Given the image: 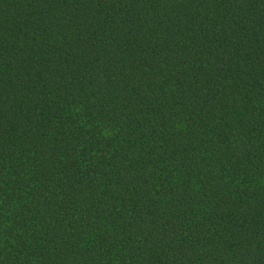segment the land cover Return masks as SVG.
<instances>
[{
  "label": "trees",
  "instance_id": "16d2710c",
  "mask_svg": "<svg viewBox=\"0 0 264 264\" xmlns=\"http://www.w3.org/2000/svg\"><path fill=\"white\" fill-rule=\"evenodd\" d=\"M0 264H264V0H0Z\"/></svg>",
  "mask_w": 264,
  "mask_h": 264
}]
</instances>
